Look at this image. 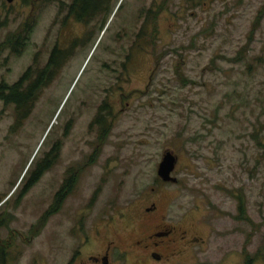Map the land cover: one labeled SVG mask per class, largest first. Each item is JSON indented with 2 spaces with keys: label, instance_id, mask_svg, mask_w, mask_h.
<instances>
[{
  "label": "rangeland",
  "instance_id": "374dc122",
  "mask_svg": "<svg viewBox=\"0 0 264 264\" xmlns=\"http://www.w3.org/2000/svg\"><path fill=\"white\" fill-rule=\"evenodd\" d=\"M70 1L0 0V82L67 54L25 118L0 100V264H78L109 240L110 264H136L121 251L151 202L197 238L169 264H264V0H121L88 25ZM150 6L153 48L132 54ZM166 151L176 182L157 175Z\"/></svg>",
  "mask_w": 264,
  "mask_h": 264
},
{
  "label": "trees",
  "instance_id": "16d2710c",
  "mask_svg": "<svg viewBox=\"0 0 264 264\" xmlns=\"http://www.w3.org/2000/svg\"><path fill=\"white\" fill-rule=\"evenodd\" d=\"M119 1L120 0H71L68 5V14L76 21L88 25L103 15L109 16L114 9H116V11L119 10L122 5ZM142 13L143 11L140 12V14ZM143 14V21L141 22L132 42V54L146 50L149 46L150 48H153L154 45L153 37L157 33L154 18L156 17L157 11H155V8L150 6ZM260 17L261 15L259 11L252 23V29L247 37L249 38V41H252L256 31V25L260 24V21L262 20ZM29 25V22H27L25 24L23 34L21 35L19 32L15 38V47H23L26 44L27 36H25V33L27 34L29 32ZM130 54L131 53L129 52L126 59H129ZM66 55L67 54L62 49L55 45L50 52L48 60L40 70H33L31 66L26 69L14 83L6 84L0 82V100L6 104H13L15 106V110L18 115L17 121L25 118L30 113L36 97L40 91L52 81L62 64L63 59L67 57ZM243 56L244 54H242V51L239 50L235 60L240 61L239 58H242ZM254 60L259 62L261 57L256 56ZM102 118L103 116L99 115L96 119L97 122H101ZM49 154L53 155V152L52 154ZM36 166V170H34L23 189L20 190L19 197L23 196L28 188L33 185V183L47 168L46 160L44 159ZM63 192L64 191H62V193ZM251 261L252 259L250 258L244 264H251Z\"/></svg>",
  "mask_w": 264,
  "mask_h": 264
},
{
  "label": "flooded vegetation",
  "instance_id": "af4514ba",
  "mask_svg": "<svg viewBox=\"0 0 264 264\" xmlns=\"http://www.w3.org/2000/svg\"><path fill=\"white\" fill-rule=\"evenodd\" d=\"M53 155H51L52 159L55 158ZM48 158L49 157L45 159L47 164L45 170L51 167V160ZM35 168H37V166ZM5 199L0 201V206L5 202ZM61 199L60 196L58 202L61 203ZM157 209L158 207L155 202H151L150 207L144 208L143 213L147 215L141 222L143 225L147 226L148 229L136 235L127 246V250L121 251L124 254V258L128 253L135 252L136 259L134 262L136 264H169L172 259H181L183 256H190L191 252L188 251V249L192 248L197 238L194 235H187V231L178 225L164 223L163 218H159L157 213L153 215L154 212H157ZM90 226L89 230L86 231L87 234L91 233L93 230H96L95 233H99L97 229H94L95 227H92V223ZM89 239L87 235L84 244H86ZM200 242L203 243L204 240H200ZM116 247L114 241L109 240L104 249L100 252L85 255V253L78 251L80 253L78 264H110L113 249ZM75 255L76 254L73 255L72 261ZM68 264H71V262Z\"/></svg>",
  "mask_w": 264,
  "mask_h": 264
},
{
  "label": "water",
  "instance_id": "95a60500",
  "mask_svg": "<svg viewBox=\"0 0 264 264\" xmlns=\"http://www.w3.org/2000/svg\"><path fill=\"white\" fill-rule=\"evenodd\" d=\"M11 3L13 0H6ZM121 1V0H120ZM176 156L171 151H166L158 164L157 175L161 180L167 182H176V178L171 175L176 165Z\"/></svg>",
  "mask_w": 264,
  "mask_h": 264
}]
</instances>
